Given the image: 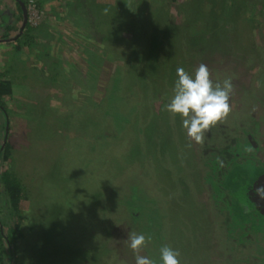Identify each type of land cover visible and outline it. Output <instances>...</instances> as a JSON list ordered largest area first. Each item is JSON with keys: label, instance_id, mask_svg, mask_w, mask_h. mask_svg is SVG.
I'll return each mask as SVG.
<instances>
[{"label": "trees", "instance_id": "trees-1", "mask_svg": "<svg viewBox=\"0 0 264 264\" xmlns=\"http://www.w3.org/2000/svg\"><path fill=\"white\" fill-rule=\"evenodd\" d=\"M28 1L14 0L17 15L0 10L7 30L13 28L8 22L10 17H16L19 23L15 34L0 36V45H12L16 52L23 54L25 51L28 54L32 47L45 45L47 42H41V37L52 40L44 22L28 19ZM109 1L65 0L61 6L67 21L80 30V37L99 44L104 54L110 52L114 59H120L109 76L104 94L99 97L95 94L99 85L97 75L88 77L87 72L84 74L70 63L52 64L50 86L56 88L60 82H76L81 93L77 104L85 102L90 109L100 110L104 133L94 139L90 137L94 132L82 136L100 139L96 145L101 150L111 146L110 141L123 139L126 143L134 140L148 143L153 152L151 157L143 153L142 161L146 163L143 165L134 164L127 156L124 160L123 153L117 150L115 172L107 164L109 158L103 159L108 151L101 152L99 165L95 162L99 156L97 149L95 157L92 155L84 163L76 162L81 165L79 169L76 165L71 168L70 180L67 178L71 191L61 204L70 208L69 222L76 224L78 232L87 239L85 244L90 251L85 249V254L90 261L84 264H135L110 248V232L114 229H122L127 239L132 231L150 237V243L138 254L152 258L156 264H159V248L164 244L179 250L181 264H264V200L255 194V189L264 185V145L260 139L264 135L261 131L264 129V47L251 41L247 47L240 44L247 39V30L251 28V19L245 11L260 0H184L180 5L184 19L178 24L167 23L165 0H142V5L141 0ZM145 1L149 4L144 5ZM153 4L157 8L151 16L148 10L152 11ZM229 20L232 32L225 29V22ZM162 23L167 30L160 26ZM228 32L238 47L250 51L241 68L224 63ZM177 37H181L183 62L173 54L168 61L163 56L160 58L158 53L165 50L173 53ZM40 53L39 61L44 69L51 63L47 52ZM251 53L258 57L260 67L253 75L243 78L254 67ZM192 55L194 64L189 63ZM96 56L100 62L104 60L103 55L96 53ZM202 58L212 62L205 65L214 81L231 78L232 92L228 115L205 132L203 142L197 143L192 157L185 151L183 143L188 142L184 130L180 138L169 135L164 137V141L170 139L166 145L159 144L158 139L174 127L166 129L160 124L156 135L148 137V124L139 123L134 129L133 118L150 100L163 101L159 113L164 112L177 78L175 67L182 63L181 67L191 73ZM144 68L150 72L143 73ZM157 72L165 75L160 85H154L149 76ZM4 73L0 71V131L3 133L0 136V264H20L34 215L31 198L38 188L20 174L14 160L16 143L11 133L16 124L11 115L19 120L28 112L11 110L10 99H6L11 97L14 84L4 78ZM131 74L136 77L134 80ZM128 76L134 82L142 79L145 95L126 87ZM65 100L67 113L72 117L70 122L85 127L88 119L79 120L78 112L71 108L74 97ZM133 130L137 132L135 137ZM158 146L170 148L166 151L161 148L158 152ZM249 167L255 170V175L251 176ZM200 192L205 193V201L200 199ZM78 232L71 233L77 236ZM74 258L78 261L80 256Z\"/></svg>", "mask_w": 264, "mask_h": 264}, {"label": "rangeland", "instance_id": "rangeland-1", "mask_svg": "<svg viewBox=\"0 0 264 264\" xmlns=\"http://www.w3.org/2000/svg\"><path fill=\"white\" fill-rule=\"evenodd\" d=\"M64 1L41 0V3H39V0L28 1V19L34 23L44 22L47 25L48 34L52 40L42 37L39 39L41 42H47L45 45L40 44L34 48L32 47L28 54H25V51L24 54L26 56H24L22 51L16 52L12 45H0V71H2V74L5 72L4 78L10 79L14 84L13 93L6 100L10 99L11 110L16 109L20 112H28L19 120L16 119V115H11L13 124H16L11 133L16 143L14 160L20 170V174L31 179V183L38 188L36 190L37 193L31 198L30 206L33 208L31 211H34V215L31 220L30 231L27 234L26 253H21L20 258L22 261L20 264H84L89 262L90 258L88 259L87 253L85 254V249L90 251L85 244L87 239L82 237L80 232H78L76 224L70 223L71 218H69L70 216L68 217L70 215V208L61 204L68 196L72 187L71 184H68L70 180L68 173H70L71 168L75 165L76 169H79L81 165L76 162L84 163L83 161L92 157V155L95 157L97 149H99V156L95 157V162L99 165L102 159L100 157L101 152L104 151L105 153L108 151L103 159L109 158L107 164L115 172H117L118 167V156L115 155L117 150L123 153L124 160L127 156L134 164L143 165L146 164L142 161V158H144L143 153L147 152L148 156L151 157V153L153 152L150 150V144L148 145V143L145 144L136 140L126 143L127 141L123 139L110 141L111 146H105V149L101 150L100 145H96L100 144V139L91 140V138L94 139L95 137H99L101 133H104L103 129L101 130L102 120L100 110L95 111L90 109V107L84 105L85 102L77 104L81 93L78 92L80 88H78L79 85L76 82H60V86L51 88L49 81H51L53 75L50 72L52 64L60 63L62 66V64L70 63L75 68H78V70L83 71L84 74L87 72L86 75L88 77H96L97 75L99 85L95 94L99 97L104 94L109 76L120 60L114 59L110 52L104 54L99 44L85 41L79 36L80 30L74 28L67 21L64 9L61 7ZM114 1L116 0H111L109 3H113ZM146 1L144 5H146ZM183 1L165 0L163 2L168 24H178L184 19L180 10V5ZM140 4L142 5V0ZM152 8V11L148 10L151 16L154 15V9V12H156L157 4H153ZM146 9L149 8L147 7ZM0 10H3L7 14L17 15L14 13V11L16 12L14 0H0ZM245 12L246 16L251 19V28L247 30L246 36L248 33L249 35L245 41L240 43L242 44L241 46L245 45L247 47L249 41H251L258 47H264V0H260ZM8 22L9 25H13L12 29L7 30L6 26L2 24L3 19L0 16V36L4 33L15 34L17 32L19 23L16 21V17H10ZM160 26L163 29H168L165 28L163 23ZM231 26L230 20L225 22L226 31L230 29L231 32L234 31ZM127 34L131 33L128 31ZM180 38L177 37L174 41L173 53L169 54L170 51L165 50L162 53H158V56L160 58L163 56V60L168 61L170 58H173L171 57L173 54L177 60L182 61L183 54ZM232 38L233 36L229 32L225 36L226 47L224 50L227 53V60L224 63L228 62L229 64H234L236 68H241L243 67V63L246 62L245 59L250 51L246 52L245 47L244 49L241 46L238 47ZM88 49L94 54L88 52ZM40 51L48 53L47 60L51 63L44 69L41 67L43 63L39 61L41 58ZM191 51L194 53V50ZM96 53L100 56L103 55L104 60L102 62H100ZM252 53L256 52L252 51ZM252 53L249 54V57L254 60V67L251 71H247L243 78L253 75L260 67L257 60L258 57ZM189 63L194 64L193 55L189 56ZM201 63L211 64L212 62L208 59L204 61L202 58L196 64L199 65ZM181 65L182 63L180 67ZM178 67L177 65L175 69ZM142 72L148 73L150 71L147 72L144 68ZM130 76L133 80L136 78L133 74ZM149 76L153 78L154 85H160L159 83H163L162 80H165L163 72H157V74L150 73ZM131 78L129 76L125 77L126 87L128 89L131 88L133 93L139 92L145 95L146 88H144L145 86L141 82L142 79L140 78L134 82ZM66 83L68 84L67 88L64 87ZM71 97H74V104L71 105V108L78 112V119L80 120L84 117L88 119V124L85 127L70 122L72 117L67 113L65 106L68 99L65 100V98ZM162 104L163 101L153 102L151 100L149 103L143 104L140 110H138L137 116L133 118L135 120L133 127L136 129L139 123H143V125L148 124L146 127L148 137H151L153 134L156 135L157 127L160 124L164 125L166 129L174 127L169 129L162 138L158 139L159 144L166 145L170 139L166 138L167 141L166 139L164 141V137L167 136L169 138V135L171 137L179 135L180 138V134H183V129L181 128L179 117L174 118L167 111L159 113ZM84 128L85 131L82 133ZM87 128L90 129L86 130ZM1 131L0 136L3 134ZM133 131L135 137L137 132ZM261 131L264 132V129ZM91 132L94 133L90 134V139L87 136H82V134ZM260 139L264 145V135ZM187 142L183 143L186 146L185 151L190 152V156L193 157L197 143L188 137ZM169 148L165 147L164 149V147L158 146V152L160 149L166 151ZM109 153L113 155V158ZM261 155L262 153L259 152L258 156L260 158ZM85 167L86 165L83 168L85 169ZM248 172L251 173V176L255 175L253 168L250 169L249 167ZM118 174H122V171L118 170ZM198 195L200 199L205 201L204 192H200ZM72 231H77L80 235L76 236L75 233H71ZM110 235V248L135 262L134 254L128 247L129 240L122 233V229H114L110 232ZM76 256H80L78 261L74 258Z\"/></svg>", "mask_w": 264, "mask_h": 264}, {"label": "clouds", "instance_id": "clouds-1", "mask_svg": "<svg viewBox=\"0 0 264 264\" xmlns=\"http://www.w3.org/2000/svg\"><path fill=\"white\" fill-rule=\"evenodd\" d=\"M176 77L172 95L164 110L174 118L179 117L181 128L190 140L202 143L205 132L218 121H222L230 111L231 78L214 81L207 65L203 63L191 73L178 67ZM255 194L264 200V185L257 187ZM128 240L135 264H156L152 258L138 254L142 247L150 243V237L142 232L132 231ZM179 257V250L167 244L159 248V264H181Z\"/></svg>", "mask_w": 264, "mask_h": 264}]
</instances>
